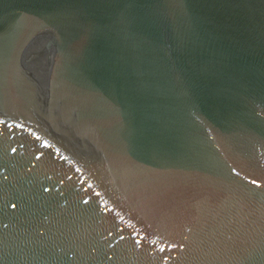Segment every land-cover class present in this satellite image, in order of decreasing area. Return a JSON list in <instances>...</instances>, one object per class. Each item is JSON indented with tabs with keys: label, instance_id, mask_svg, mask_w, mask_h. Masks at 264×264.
Instances as JSON below:
<instances>
[{
	"label": "water",
	"instance_id": "water-1",
	"mask_svg": "<svg viewBox=\"0 0 264 264\" xmlns=\"http://www.w3.org/2000/svg\"><path fill=\"white\" fill-rule=\"evenodd\" d=\"M0 264H264V0H0Z\"/></svg>",
	"mask_w": 264,
	"mask_h": 264
}]
</instances>
